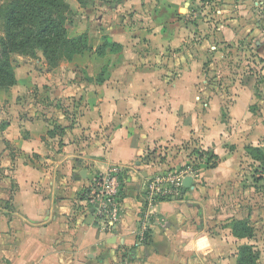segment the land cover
<instances>
[{
  "label": "rangeland",
  "instance_id": "1",
  "mask_svg": "<svg viewBox=\"0 0 264 264\" xmlns=\"http://www.w3.org/2000/svg\"><path fill=\"white\" fill-rule=\"evenodd\" d=\"M68 2L69 34H85L92 50L70 62H60L57 68L50 67L40 51L33 57L13 55L17 85L0 88V126L10 116L8 105L14 106L15 115L20 117L29 112L46 116V111L58 117L60 112L69 125L76 124L83 107L64 106L57 91L47 90L60 83L75 91L79 84L101 92L124 86L127 88L120 96L126 99L130 91L145 97L152 94L135 91V85H194L198 141L193 138L182 144L149 148L138 161L154 170L151 177L185 173L193 178L192 188L203 191L200 200L209 205L208 217L212 218L205 229L217 240V253L209 256L210 264H238L239 248L246 244L258 254L257 264H264V163L254 162L245 152L248 145L264 147V0H94L88 9L81 8L76 0ZM104 37L121 44V50L112 52L109 48L102 56L99 48ZM240 95L244 96L237 107ZM70 97L77 102L76 96ZM245 104L255 108L247 120ZM235 109L239 117L232 121ZM220 123L225 124L228 134V156L224 162H208L204 153L213 150L203 148L199 140L212 134ZM99 127L96 134L106 133L104 139L114 130V124L104 130L103 125ZM51 133L49 139L61 136L65 129L56 125ZM59 141L47 143L59 145ZM49 158L56 162L58 153ZM212 163L216 168L222 164L217 175L206 174L215 169ZM129 171L121 167L120 185L121 180H128ZM138 175L142 178L141 173ZM235 220L246 221L254 230L253 237H234Z\"/></svg>",
  "mask_w": 264,
  "mask_h": 264
},
{
  "label": "crops",
  "instance_id": "2",
  "mask_svg": "<svg viewBox=\"0 0 264 264\" xmlns=\"http://www.w3.org/2000/svg\"><path fill=\"white\" fill-rule=\"evenodd\" d=\"M92 88L79 84L75 91L61 83L47 88L50 93L57 91L64 106L83 107L84 113L72 125L60 112L58 117L48 111L46 116L29 112L20 117L8 105L10 116L0 126V264H210L217 240L205 229L212 218L209 205L200 200L202 190L191 187L181 200L157 204L146 244L138 245L136 236L146 208L145 184L154 172L138 159L149 148L198 141L199 115L193 111L196 87L135 85V91L152 94L145 97L130 91L127 99L120 96L124 86L105 88L103 93ZM71 94L77 104L69 99ZM248 107L245 104L244 120L251 116ZM238 117L235 109L232 121ZM99 124L102 130L114 124L106 137L109 142L103 138L106 133L96 134ZM56 125L65 133L49 139ZM217 126L216 134L201 137L199 143L224 162L229 139L225 124ZM47 140L60 141L50 145ZM57 153L54 162L49 156ZM135 163L143 166L147 177L130 166ZM118 165L130 171L120 185L121 218L108 229L95 216L87 193L96 173ZM221 165L206 174L217 175Z\"/></svg>",
  "mask_w": 264,
  "mask_h": 264
},
{
  "label": "trees",
  "instance_id": "3",
  "mask_svg": "<svg viewBox=\"0 0 264 264\" xmlns=\"http://www.w3.org/2000/svg\"><path fill=\"white\" fill-rule=\"evenodd\" d=\"M76 1L83 9L90 8L94 3V0ZM70 13L68 0H0V88L8 89L17 85L16 72L12 65L13 55L33 57L40 51L47 64L57 68L60 62H70L76 56L92 50L85 34L70 36ZM103 41L99 48L102 56L106 55L109 48L112 52L122 48L121 44L115 43L109 37H104ZM208 63L204 64V69ZM254 110V106L249 107L251 113H255ZM51 132L49 135L53 136ZM245 152L254 162L264 163V147L248 145ZM204 155L209 157L208 162L219 160L213 152L208 151ZM216 166V163H212L211 168ZM123 184L124 181L121 180V186ZM232 234L239 239L252 238L254 230L246 221L235 220ZM257 260L258 254L251 245L246 244L239 248L238 264H257Z\"/></svg>",
  "mask_w": 264,
  "mask_h": 264
},
{
  "label": "built area",
  "instance_id": "4",
  "mask_svg": "<svg viewBox=\"0 0 264 264\" xmlns=\"http://www.w3.org/2000/svg\"><path fill=\"white\" fill-rule=\"evenodd\" d=\"M120 174L121 167L113 166L107 172L95 175L87 193V201L95 216L108 229L115 227L123 212ZM186 177L185 173L165 172L147 179L146 208L141 212V225L136 235L138 245L148 241L153 208L163 201H179L184 197L183 182Z\"/></svg>",
  "mask_w": 264,
  "mask_h": 264
},
{
  "label": "water",
  "instance_id": "5",
  "mask_svg": "<svg viewBox=\"0 0 264 264\" xmlns=\"http://www.w3.org/2000/svg\"><path fill=\"white\" fill-rule=\"evenodd\" d=\"M130 166L135 168L138 171H142V174L144 175V177H147V174H146V172H144V168H143V166L140 165V163H135V164H132ZM83 175L84 174L82 173L81 176H83ZM192 183H193V178L192 177H186L185 178V180L183 182V188H184L183 193H185L188 189H191ZM144 199H147V195L146 194H144Z\"/></svg>",
  "mask_w": 264,
  "mask_h": 264
}]
</instances>
